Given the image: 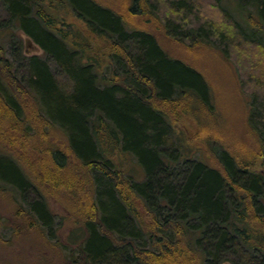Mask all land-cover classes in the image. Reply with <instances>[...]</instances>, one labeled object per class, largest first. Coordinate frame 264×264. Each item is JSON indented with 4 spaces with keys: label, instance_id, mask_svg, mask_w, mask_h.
Returning <instances> with one entry per match:
<instances>
[{
    "label": "trees",
    "instance_id": "16d2710c",
    "mask_svg": "<svg viewBox=\"0 0 264 264\" xmlns=\"http://www.w3.org/2000/svg\"><path fill=\"white\" fill-rule=\"evenodd\" d=\"M201 1L2 0L0 136L21 154L0 152V189L49 232V194L77 210L66 264H264V0ZM14 29L42 56H25ZM162 37L188 54L215 50L254 84L247 143ZM121 154L142 181L124 176Z\"/></svg>",
    "mask_w": 264,
    "mask_h": 264
},
{
    "label": "rangeland",
    "instance_id": "374dc122",
    "mask_svg": "<svg viewBox=\"0 0 264 264\" xmlns=\"http://www.w3.org/2000/svg\"><path fill=\"white\" fill-rule=\"evenodd\" d=\"M113 1L115 4L113 5L116 6L117 4H122L125 0ZM197 2V11L199 6H203L206 9L201 0H197ZM231 7L232 11H237L236 5H232ZM161 10L164 15L163 17L171 15L168 14L167 8ZM206 13H208V10L205 12L202 9L201 14L206 17ZM242 16L239 14V18L236 17L239 19V22L243 21ZM6 18L2 0H0V22ZM187 21H192V17H188ZM153 26L154 29H157L158 25L154 24ZM9 34L0 32V45L5 49V57L11 59ZM12 34L22 44V53L25 56H42V50L21 31L14 29ZM260 35L257 36L263 39L262 34ZM161 39L171 55L184 59V61L204 75L212 89L215 105L221 112L222 118L220 117V120L222 126L229 132H233L239 142L245 143L247 135L244 130L247 129L246 118L248 116L249 95L256 90L254 84L252 83L250 88L248 87L249 85L245 86L238 73L240 67L235 63H228L220 59L215 50L210 49L209 51L205 50L201 52L204 55H198V53H189V55L181 47L174 46L173 42L166 37H162ZM246 62L249 63V60L246 59ZM49 65L54 75L63 82L64 79L59 77L54 65L50 62ZM252 69L253 73H250L251 76L254 77L256 74H260L255 68L252 67ZM13 71L19 75L25 72L24 68H21L18 64H15ZM248 77L250 76L247 74L244 76V78ZM259 93H264V86L259 89ZM2 129L6 130L5 128ZM1 134L3 132H0ZM50 135H52V132ZM54 137L51 138V141L54 143H59L63 139V135L56 131H54ZM6 143L3 137L2 139L0 138V152L7 153L9 151L11 154H21L18 151L20 148H17L19 147L18 143L13 146V149L9 148ZM116 163L125 177L131 176L137 182L144 179L142 168L131 155H118ZM33 198V195L30 194L29 200ZM47 201L50 211L54 215L51 232L34 223L33 219L26 212V205L19 196L16 197L0 189V264H66L70 256L69 254L76 253L79 242H73L72 232H75L77 236H80L81 233L79 231V228H81L80 224L77 223L75 225L77 210L69 208L60 194L59 196H55L53 193L49 194Z\"/></svg>",
    "mask_w": 264,
    "mask_h": 264
}]
</instances>
